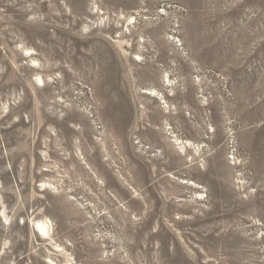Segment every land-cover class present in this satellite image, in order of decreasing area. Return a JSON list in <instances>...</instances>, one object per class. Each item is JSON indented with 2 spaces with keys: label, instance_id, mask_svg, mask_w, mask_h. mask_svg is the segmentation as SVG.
Wrapping results in <instances>:
<instances>
[{
  "label": "rangeland",
  "instance_id": "obj_1",
  "mask_svg": "<svg viewBox=\"0 0 264 264\" xmlns=\"http://www.w3.org/2000/svg\"><path fill=\"white\" fill-rule=\"evenodd\" d=\"M0 264H264V0H0Z\"/></svg>",
  "mask_w": 264,
  "mask_h": 264
},
{
  "label": "bare ground",
  "instance_id": "obj_2",
  "mask_svg": "<svg viewBox=\"0 0 264 264\" xmlns=\"http://www.w3.org/2000/svg\"><path fill=\"white\" fill-rule=\"evenodd\" d=\"M37 229H39V231L43 234H47L48 233V228L46 227V225H44L43 223H38L37 224Z\"/></svg>",
  "mask_w": 264,
  "mask_h": 264
}]
</instances>
